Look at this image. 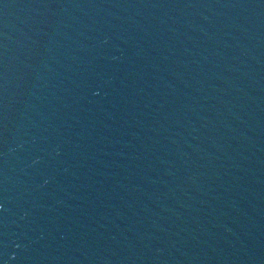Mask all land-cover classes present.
I'll list each match as a JSON object with an SVG mask.
<instances>
[{
	"label": "water",
	"instance_id": "95a60500",
	"mask_svg": "<svg viewBox=\"0 0 264 264\" xmlns=\"http://www.w3.org/2000/svg\"><path fill=\"white\" fill-rule=\"evenodd\" d=\"M0 264H264V0H0Z\"/></svg>",
	"mask_w": 264,
	"mask_h": 264
}]
</instances>
